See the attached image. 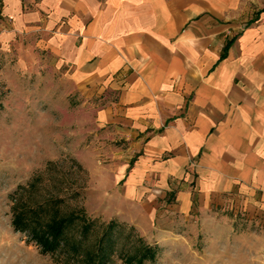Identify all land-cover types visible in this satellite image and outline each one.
Here are the masks:
<instances>
[{
  "label": "crops",
  "instance_id": "obj_1",
  "mask_svg": "<svg viewBox=\"0 0 264 264\" xmlns=\"http://www.w3.org/2000/svg\"><path fill=\"white\" fill-rule=\"evenodd\" d=\"M8 46L97 98L128 154L115 214L152 244L212 236L264 264V0H0ZM239 203L249 233L220 216Z\"/></svg>",
  "mask_w": 264,
  "mask_h": 264
},
{
  "label": "rangeland",
  "instance_id": "obj_2",
  "mask_svg": "<svg viewBox=\"0 0 264 264\" xmlns=\"http://www.w3.org/2000/svg\"><path fill=\"white\" fill-rule=\"evenodd\" d=\"M43 61L41 52L25 46L0 51V264H79L59 251H40L26 232L10 225L12 208H36L49 197L56 199L57 213H80L91 221V251L104 227L113 224L107 264H244L233 246L220 250L212 236L205 243L193 237L188 246L152 244L127 216L115 214L121 207L112 197V173L128 155L125 143L98 125L97 98L81 97ZM225 212V222L232 228L243 223L249 233L241 203ZM202 231L207 236L210 230ZM142 246L152 257L139 259Z\"/></svg>",
  "mask_w": 264,
  "mask_h": 264
},
{
  "label": "trees",
  "instance_id": "obj_3",
  "mask_svg": "<svg viewBox=\"0 0 264 264\" xmlns=\"http://www.w3.org/2000/svg\"><path fill=\"white\" fill-rule=\"evenodd\" d=\"M55 198H47L36 208L11 209L10 225L16 232H26L42 252L59 251L71 261L79 264H107L113 250V224L108 223L92 249L86 246L91 221L80 213L59 214L54 206ZM139 259L152 257L153 251L142 246L138 251ZM83 255V257L81 256ZM82 257L81 260H78Z\"/></svg>",
  "mask_w": 264,
  "mask_h": 264
}]
</instances>
